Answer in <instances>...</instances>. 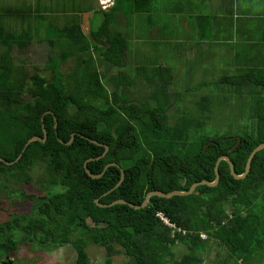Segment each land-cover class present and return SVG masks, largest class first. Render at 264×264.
I'll return each instance as SVG.
<instances>
[{"label":"trees","instance_id":"obj_1","mask_svg":"<svg viewBox=\"0 0 264 264\" xmlns=\"http://www.w3.org/2000/svg\"><path fill=\"white\" fill-rule=\"evenodd\" d=\"M162 1L175 0H115L110 11L114 20L120 5L152 17ZM37 9L0 7L3 17L35 19L34 29L0 27V158L16 161L32 137H44L43 125L48 135L46 143L31 144L18 163H0V186L19 182L35 187L18 199L32 202L33 210L8 213L0 223V264L18 251L20 235L43 248L71 245L76 264H91L90 245L106 250L104 264H115L120 253L127 264H264V150L256 154L244 180H236L222 162L217 187L199 186L187 197H153L139 210L96 204L124 200L142 206L152 191L185 192L196 183H212L216 163L224 156L237 175L244 174L252 152L264 143V45L247 56H224L203 65L186 60L187 66L197 67L189 76L193 85H180L179 72L161 68L160 76L167 79L162 86L161 79L137 77L138 66L128 57L132 44L127 32L105 33L114 23L112 14H104L86 37L78 24L55 33L48 23L42 31L44 9ZM35 39L46 41L51 53L59 51L45 65L52 81L38 71L26 75L13 62L12 46L22 50ZM71 58L75 66L68 76L60 67ZM147 60L138 68L143 73ZM235 62L237 68L231 67ZM110 69L115 72L106 77ZM149 84L153 99L137 100L136 86L147 90ZM189 98L193 106L185 108ZM172 105L176 108L170 113ZM72 135L71 145L60 143L70 142ZM97 158L88 163L93 175L110 164L119 168L110 167L94 180L85 163ZM122 170L125 180L115 189ZM159 212L181 231L166 226ZM179 247L186 250L181 259L175 253Z\"/></svg>","mask_w":264,"mask_h":264},{"label":"rangeland","instance_id":"obj_2","mask_svg":"<svg viewBox=\"0 0 264 264\" xmlns=\"http://www.w3.org/2000/svg\"><path fill=\"white\" fill-rule=\"evenodd\" d=\"M37 1L38 0H3V4L13 9H20V10L29 9V10L36 11V9L38 8L37 9L38 11L40 9L38 7L39 4H37ZM40 1L44 3L45 1H49V0H40ZM72 2L69 4L72 15L70 16V19L68 20V23L66 24L65 27H69L73 23L72 21L75 20L74 14L79 15L82 12L80 11L78 13H75L79 9V7H81L84 10V13L86 14L93 13L96 19L103 20V14L101 13L102 10L100 11V9L102 8L103 10L108 11L111 5H113L114 0L112 2L108 0H101L102 4L104 5L102 7H99V4H98L99 0H94V2H96L94 11H89L87 9L90 6L89 4L78 5L77 3H72ZM84 2L91 3V0H86ZM186 2H187L186 0L181 1L182 4H185ZM176 3L177 2L175 1L172 3L171 1L170 2L162 1L161 5L157 3L156 14L152 15V17L151 15H148V14H143V15L135 14V15H138V17L142 19L153 20L152 22L148 24L147 29L158 28L157 30L162 32L161 35L156 37L155 39L157 43L149 39H143L142 43L140 44V46L142 45L143 47H145V49H143L142 47L139 48L141 54L151 57L150 58L151 60H147L144 63L145 65H143V66L148 67L147 71H144V73L138 69L140 68L139 66L142 67V64H140L138 67L136 66L137 67L136 70L139 71V73L137 74V77H139L142 80L152 81L153 79L155 80L161 79L160 84L163 86L167 79L160 76L161 73L159 72V69L165 68V69L174 70L175 75H177V72H179L178 79L180 81H178V83L180 85H183L184 82L187 83L186 86L193 85L194 83H196L195 81L192 80V77H189V76L191 72L197 69V67L194 66L191 68L187 66V63H186L187 59L183 58V56L180 53L174 51L175 48H173L172 45L175 46L176 42H181L184 40L182 33L179 30V29H185L183 27L184 21L186 20V22L190 23L191 20H193L194 22V20H197V19L191 18L189 20L185 14H183L182 12H179L177 9L174 8ZM69 6L66 5V8H68ZM47 7L50 8L51 13L57 8L54 0H51L50 6H47V5L44 6V8H47ZM168 10L172 11V14L170 12L168 13ZM51 13L47 17L44 16L45 21H44V27L42 28L43 29L42 31L46 29L45 26H47L48 23H52ZM36 14L34 13L33 15H36ZM24 21L25 20H23L22 17H19V19L17 20L5 19V18L3 19L2 17H0V27L3 26L6 29H15V30L17 29L20 31L21 29H34L35 19H32L30 21L27 20L25 22ZM74 22L76 23V25L78 24L81 26L79 20L74 21ZM139 23L140 22L137 20V27L139 26ZM190 24L194 25L196 23L194 22ZM98 26H100V24L96 22V25L93 27V29H97ZM165 26H167V29L165 28ZM171 26H173V29H168ZM52 27L54 29L53 32L56 33V31H58V27L53 23H52ZM199 28H195V29H199ZM217 28L230 29L228 20L223 19L219 21L217 25L210 27V28L208 25V29H217ZM174 29H176L177 32L174 31ZM135 30L136 29H133V25H131L129 29H127V34L131 38L130 40H131L132 48L130 52V59L133 65L135 63L134 52L136 53V49H134V47L137 45L135 43L136 42ZM89 32H90V29L85 30L86 34H89ZM4 33H6V31ZM55 33L53 34L54 37H55ZM144 34H147L145 37L148 38L149 34L148 33H144ZM150 37H152V35H150ZM180 46L189 47V46H192V43L182 42ZM12 47L13 48L11 51V57L13 59V62L17 65V67L21 68L23 73H25L26 75H31L38 71L40 75L46 78L48 81L53 80L54 78L53 74L47 70L45 65L47 64L48 58L50 56L55 57L57 54H59V51L58 52L56 51L57 49H54L53 52L51 53L48 43L46 41H40L38 39H35L32 42V44H30L26 48H23L22 50H20L17 46H12ZM137 53H138V49H137ZM220 55H221L220 47H217L215 58L206 59L205 61L206 63H213L216 60L219 61L220 59L218 58L221 57ZM232 58L234 57L228 56V59H232ZM74 64H75V58H71L68 60L67 63L63 64L60 67V69L63 73L69 76V74L72 72L75 66ZM233 66H236L237 68L238 65H236V62H235L232 64L231 67ZM101 69L102 71H104L102 67ZM165 69L160 70L163 72L162 74H166ZM135 71L133 73H135ZM114 72L115 71L113 69H110V71H107L104 73L107 75L106 77H108L110 74H113ZM157 85L158 84L154 83L153 88L156 89ZM138 86L139 85L136 86L137 89L134 93V97L137 100L150 101V99H153L154 94L150 95V91L148 90L151 88L150 84L147 85V90L143 89L141 86L139 88ZM191 93H193V95H201L200 92H196V91H193ZM193 100L194 99L192 98L187 99L184 102V107L185 108L189 106L192 107ZM150 104L155 105L154 102H151ZM175 108H176L175 105H172L170 113L175 111ZM33 180L35 183H37V181L39 180V176H36ZM33 184L32 186L30 185L29 187H27V185L25 184L16 182V184H13L14 186L11 185L10 188H5L3 186H0V223L5 221L8 213H16L20 211L24 213H27V212L29 213L33 210L32 202L30 201L20 202V200H18V199H21L26 192L31 193L35 191L34 189L35 187ZM56 191H59V189L57 188ZM37 195L43 196L45 195V193H43L42 191H38ZM30 214L35 215L33 213H30ZM18 239H20L19 250L10 257L11 262L14 261V263L12 264H76L77 263V254L71 245L60 246V247L52 246L49 248H43V247H40L36 243L24 241L23 240L24 238L21 235L18 236ZM117 250H120V249L117 247ZM87 251L90 257L91 264H104L105 259H106V254H107L104 248L90 245ZM175 253L177 255V258L181 259V257L186 254V250L184 249V247H179L175 250ZM126 262L127 260L125 259L123 254L120 253V255L117 256L116 258L115 264H127Z\"/></svg>","mask_w":264,"mask_h":264},{"label":"crops","instance_id":"obj_3","mask_svg":"<svg viewBox=\"0 0 264 264\" xmlns=\"http://www.w3.org/2000/svg\"><path fill=\"white\" fill-rule=\"evenodd\" d=\"M84 1L86 0H73V2L72 0H54L57 8L52 13L50 12V8H44V6L46 5H51V0L45 1L44 3L38 0L37 4H39V9H44V11L41 12L42 14H45L44 16L47 17L51 13V22L55 24L58 29H63L65 28L68 20L70 19V16L72 15L71 8L69 6L71 2L77 3L78 5L89 4L90 8L88 7L87 9L89 11H94L96 2H94V0H91V3H86ZM100 1L101 0H99L98 3L99 7ZM181 1L184 0H175V2L177 3L174 8L179 12L185 14L189 20L191 18L197 20H194V22L196 23L194 25L190 24L194 23L193 20H191L190 23L186 22V20L184 21L183 27L185 29H179L184 40L181 42H176V45H172V47L175 48L174 51L180 53L183 58H186L187 60L192 59L191 61L195 62L196 65L206 63L202 60L214 59L217 47H220L221 57H233L240 54H244L245 56V53L247 52L251 54V52L254 51L255 47H257L258 44H260L261 46L264 45V0H186L187 2L185 4H182ZM66 5L69 7L66 8ZM0 7L8 6H5L3 4V0H0ZM121 7L123 6L120 5L118 8L115 20L114 15L111 13L110 9L108 11L101 12L103 14V19L104 14H110V16L112 14L114 20V23L109 26V29L106 30L107 32L105 33L108 35V33L113 29H119L126 33L127 29H129V27L133 25V29H136L135 43L137 45L134 47V49H136V53L134 52V66L136 67L142 64L141 61L143 58H151L150 56L141 54L139 48L142 47L143 49H145V47H143L142 45L140 46L142 40L149 39L157 43L155 39L156 37L160 36L162 32L157 30L158 28L147 29L148 24L153 20L142 19L138 17V15L130 13L127 9H125V7ZM80 11L82 12L79 15L74 14V21L79 20L82 26V32L87 37L88 34L85 33V30L90 29L91 31L96 25V22L101 24L103 20L96 19L93 13H84V10L81 7H79L77 12L75 13H78ZM0 17H2L3 19H11L13 16L6 15L3 17L0 15ZM17 19L19 18H13V20ZM223 19L228 20L230 29H208V25L209 28L213 27ZM137 20L140 22L138 27ZM74 21H72L73 23L69 26V28H77ZM167 26H165L166 29ZM168 29H173V26ZM174 31L177 32L176 29H174ZM144 33L149 34L148 38L145 37L147 34ZM150 35H152V37H150ZM182 42H190L192 43V46H180ZM100 47L103 46L101 45ZM92 56L94 60L97 61V59L99 58V53L97 51H94L92 52ZM129 56L130 53L128 54V57Z\"/></svg>","mask_w":264,"mask_h":264},{"label":"water","instance_id":"obj_4","mask_svg":"<svg viewBox=\"0 0 264 264\" xmlns=\"http://www.w3.org/2000/svg\"><path fill=\"white\" fill-rule=\"evenodd\" d=\"M55 122H56V124H55V129L57 130L58 124H57V121H56V120H55ZM43 132H44V137H43V138H41V137H39V136H34V137H32V138L28 141V143L25 145V147H24V149H23L21 155L18 157V159H17L16 161H14V162H7L5 159L0 158V163H4V164H6V165H8V166L14 165V164L18 163V162L21 160V158H22L24 152L26 151V149H27L31 144H33V143H35V142L46 143L47 138H48V135H47V131H46L44 125H43ZM74 139H75V135H72L70 142L64 143V142L61 141V140H59V141H60V143L69 146V145H71V144L74 142ZM85 139L89 140L91 143H93V144H95V145H98V146H100V147L104 146V145L99 144L98 142H96V141H94V140H90L89 138H86V137H85ZM239 143H240V142H239ZM263 150H264V143L261 144V145H259V146H258V147L252 152L251 156H250L249 159H248L247 166H246V170H245L244 174H242V175H237V174L235 173V166H234V164L232 163V161L230 160L229 157L224 156V157L219 158V160H218L217 163H216V167H215L216 179H215V181L212 182V183L207 182V181H204V182H201V183H196V184H194V185H193L188 191H185V192H183V191H174V192H171V193H164V192H161V191H152V192H150V193L147 195V197H146L144 203L142 204V206H136V205L131 204V203H129V202H127V201H124V200H117V201H115V202H113V203H111V204H109V205H103V204H101V203L99 202V200H96V204H97V206L100 207V208H111V207H114V206H116V205H128L129 207H131V208H133V209L139 210V209H146L147 206H148V204H149V202H150V200H151L153 197H159V198H162V199H172V198H174V197H187V196H190V195L195 194L196 189H197L199 186H208V187H211V188L217 187L218 184H219V182H220L219 167H220V164H221L222 162H226V163H228V165L230 166L231 174H232V176H233L236 180H244V179L247 178V176L249 175V173H250V171H251V165H252V161H253L254 157L256 156L257 153H259V152H261V151H263ZM108 151H109V148L106 147V151H105V153H104L103 156H105V155L108 153ZM99 159H100V158H97V159H90V160H88V161L85 163V171H86V173L88 174V176H89L90 178H92V179H94V180H96V179H101V178L105 175V173L107 172L108 168H110V167H118V168H119V166L116 165V164H110V165H108V166L104 169L103 173L98 174V175H93V174L91 173V171L89 170V168H88V163H89L90 161L99 160ZM124 180H125V173H124V171L122 170V171H121V180H120V182L118 183V185L115 187V189L118 188V187H120V186L122 185V183L124 182ZM115 189H113L112 191L108 192V193L105 194L104 196H107L109 193L113 192ZM2 264H12V262H11V261L9 262V261L7 260L6 262H4V263H2Z\"/></svg>","mask_w":264,"mask_h":264},{"label":"built area","instance_id":"obj_5","mask_svg":"<svg viewBox=\"0 0 264 264\" xmlns=\"http://www.w3.org/2000/svg\"><path fill=\"white\" fill-rule=\"evenodd\" d=\"M108 1L112 2L113 0H108ZM114 2H115V0H114ZM113 4H114V3H113ZM101 5L104 6V5L102 4V2H101ZM157 217H158L159 219H161V221H163V223H164L166 226H168L169 228H171L173 231H181L180 229L177 228V226H176L175 224H172V223H171V221L165 216L164 213L159 212V213L157 214ZM183 233L185 234V232H183Z\"/></svg>","mask_w":264,"mask_h":264},{"label":"flooded vegetation","instance_id":"obj_6","mask_svg":"<svg viewBox=\"0 0 264 264\" xmlns=\"http://www.w3.org/2000/svg\"><path fill=\"white\" fill-rule=\"evenodd\" d=\"M30 242H32V240H31ZM18 250H19V249H18ZM14 254H15V253H14ZM14 254H12V255H14ZM12 255H11V256H12ZM11 256H8L9 259H7L8 257L6 258L9 262L11 261V260H10V257H11ZM12 263H14V261H12Z\"/></svg>","mask_w":264,"mask_h":264},{"label":"clouds","instance_id":"obj_7","mask_svg":"<svg viewBox=\"0 0 264 264\" xmlns=\"http://www.w3.org/2000/svg\"><path fill=\"white\" fill-rule=\"evenodd\" d=\"M114 3H115V2H114ZM113 5H114V4H113ZM113 5H111V7H113ZM100 7H102V5H101V1H100ZM111 7H110V8H111ZM110 8H109V9H110ZM101 10H102V11H105V10H103L102 8H101Z\"/></svg>","mask_w":264,"mask_h":264}]
</instances>
